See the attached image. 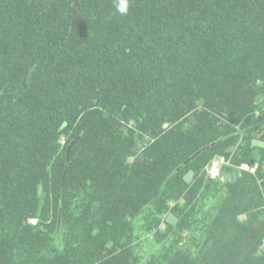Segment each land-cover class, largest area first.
<instances>
[{
	"label": "trees",
	"instance_id": "trees-1",
	"mask_svg": "<svg viewBox=\"0 0 264 264\" xmlns=\"http://www.w3.org/2000/svg\"><path fill=\"white\" fill-rule=\"evenodd\" d=\"M74 1L0 0V264H264V0Z\"/></svg>",
	"mask_w": 264,
	"mask_h": 264
},
{
	"label": "built area",
	"instance_id": "built-area-1",
	"mask_svg": "<svg viewBox=\"0 0 264 264\" xmlns=\"http://www.w3.org/2000/svg\"><path fill=\"white\" fill-rule=\"evenodd\" d=\"M222 159L213 158L206 167L207 173L211 178L219 177L221 173ZM242 168H245L251 172L254 171V168H249L247 165H242Z\"/></svg>",
	"mask_w": 264,
	"mask_h": 264
},
{
	"label": "water",
	"instance_id": "water-1",
	"mask_svg": "<svg viewBox=\"0 0 264 264\" xmlns=\"http://www.w3.org/2000/svg\"><path fill=\"white\" fill-rule=\"evenodd\" d=\"M78 1H79V0H75V1H74V4H73L74 7L77 5ZM219 140H220V139H219ZM219 140L214 141L213 143H210V144H207V145L201 147L199 150H197L195 153H193V154L189 157V159H190V158H193V157H194L195 155H197L200 151L206 149V148L209 147L210 145H212V144L218 142ZM253 142H254V143H258V144L263 145V142H260V141H258V140H253ZM135 147H136V146H135ZM189 159H188V160H189ZM192 174H193V171H192V170H189L188 173L185 175V179H186L187 181H189L190 178L192 177ZM165 219H166V221H168V222H170V223H174V222L176 221V217H175V215H174L173 213H171V212L166 216Z\"/></svg>",
	"mask_w": 264,
	"mask_h": 264
},
{
	"label": "clouds",
	"instance_id": "clouds-1",
	"mask_svg": "<svg viewBox=\"0 0 264 264\" xmlns=\"http://www.w3.org/2000/svg\"><path fill=\"white\" fill-rule=\"evenodd\" d=\"M130 0H116L117 11L121 15H125L129 11Z\"/></svg>",
	"mask_w": 264,
	"mask_h": 264
},
{
	"label": "flooded vegetation",
	"instance_id": "flooded-vegetation-1",
	"mask_svg": "<svg viewBox=\"0 0 264 264\" xmlns=\"http://www.w3.org/2000/svg\"><path fill=\"white\" fill-rule=\"evenodd\" d=\"M220 139H222V138H220ZM219 140V139H218ZM217 141V140H216Z\"/></svg>",
	"mask_w": 264,
	"mask_h": 264
}]
</instances>
